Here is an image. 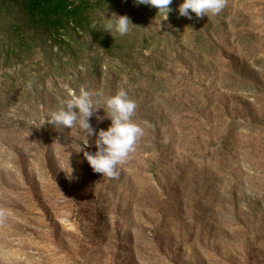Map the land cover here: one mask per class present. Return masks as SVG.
<instances>
[{
  "label": "rangeland",
  "instance_id": "1",
  "mask_svg": "<svg viewBox=\"0 0 264 264\" xmlns=\"http://www.w3.org/2000/svg\"><path fill=\"white\" fill-rule=\"evenodd\" d=\"M87 2L53 40L0 0V264H264V0L192 19L173 0L160 28L154 7ZM112 13L126 35L103 30ZM121 89L143 135L108 178L80 151L95 135L40 124Z\"/></svg>",
  "mask_w": 264,
  "mask_h": 264
},
{
  "label": "clouds",
  "instance_id": "2",
  "mask_svg": "<svg viewBox=\"0 0 264 264\" xmlns=\"http://www.w3.org/2000/svg\"><path fill=\"white\" fill-rule=\"evenodd\" d=\"M136 5L151 6L158 10L161 20H167L171 11L169 5L173 0H134ZM225 8V0H182L178 6V14L181 17L192 19L218 15ZM133 24L130 18L124 15L112 13V18L108 20L103 30L110 33L115 32L121 36L126 35ZM100 92L81 90L79 95L67 100L59 110L53 111L41 118L40 126L44 124L52 125L57 130L64 128L72 129L78 127L84 133L83 145H88V137L96 136L94 154L83 151L84 159L94 173L114 178L118 175V166L124 163L129 154L134 151L138 139L143 135V129L133 122L137 105L129 99L125 90L121 89L116 94L106 97L101 106ZM99 110H103L104 116L96 115ZM95 116L98 121L107 118L110 125L106 130L95 131L90 123V119ZM65 173L66 178L71 181L73 169L69 165Z\"/></svg>",
  "mask_w": 264,
  "mask_h": 264
},
{
  "label": "trees",
  "instance_id": "3",
  "mask_svg": "<svg viewBox=\"0 0 264 264\" xmlns=\"http://www.w3.org/2000/svg\"><path fill=\"white\" fill-rule=\"evenodd\" d=\"M16 3L28 15L34 25L42 28L50 38L56 40L57 33L63 30L68 23L79 26L84 21L82 11L88 6V0H8ZM98 5L104 0H96ZM87 2V3H86ZM80 27V26H79ZM77 27V28H79ZM92 32V30H91ZM100 35V36H99ZM93 34L92 37L106 48L110 49L108 39L103 34ZM106 37V36H104Z\"/></svg>",
  "mask_w": 264,
  "mask_h": 264
}]
</instances>
